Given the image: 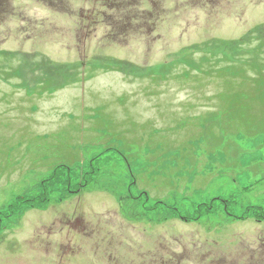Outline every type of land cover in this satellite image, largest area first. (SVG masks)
I'll return each instance as SVG.
<instances>
[{"label": "rangeland", "instance_id": "374dc122", "mask_svg": "<svg viewBox=\"0 0 264 264\" xmlns=\"http://www.w3.org/2000/svg\"><path fill=\"white\" fill-rule=\"evenodd\" d=\"M263 72L264 0H0V264H264Z\"/></svg>", "mask_w": 264, "mask_h": 264}, {"label": "trees", "instance_id": "16d2710c", "mask_svg": "<svg viewBox=\"0 0 264 264\" xmlns=\"http://www.w3.org/2000/svg\"><path fill=\"white\" fill-rule=\"evenodd\" d=\"M258 81H260V82H262V83L264 84V72L261 73L260 75H257V79L252 80V82H258ZM46 200H47L46 198H45V199H42V201H41L40 203L46 202ZM18 201H21V203H19L20 205H21V204H25V203H29V204H27V205H31V204L34 203V200H32V201H28V200L25 199V198H21V199H19ZM9 208L12 209V208H19V207H18V205L12 204L11 206H9ZM211 208H212V207H210V206L208 205L207 208H206V210H207V211H210ZM262 217L264 218V211H261V212H260V215H258V218H262Z\"/></svg>", "mask_w": 264, "mask_h": 264}, {"label": "flooded vegetation", "instance_id": "af4514ba", "mask_svg": "<svg viewBox=\"0 0 264 264\" xmlns=\"http://www.w3.org/2000/svg\"><path fill=\"white\" fill-rule=\"evenodd\" d=\"M138 191H139L140 196H141L142 199H143V202L146 201V200H149V201H150V198H149V191H148V190H143V189L140 190V189H139ZM162 194H163V193H162ZM162 194H161V195H162ZM161 195L158 196V199L161 198ZM130 197H134V196H130V195H129V198H130ZM137 197H139V195H138ZM133 200H138V199L135 198V199H133ZM35 208L38 209L39 207H35ZM41 209H42V207H41ZM145 225H146V228H147V229H146V230L144 229L143 234H145L146 232H148V235L150 236V234H149V230H148V229H149V224H145ZM144 238H145V237H144ZM97 240H98V242L103 241V239H97ZM145 240H146V239H145Z\"/></svg>", "mask_w": 264, "mask_h": 264}]
</instances>
